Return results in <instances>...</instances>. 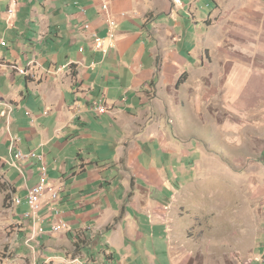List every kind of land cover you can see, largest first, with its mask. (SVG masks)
<instances>
[{
    "label": "crops",
    "instance_id": "obj_1",
    "mask_svg": "<svg viewBox=\"0 0 264 264\" xmlns=\"http://www.w3.org/2000/svg\"><path fill=\"white\" fill-rule=\"evenodd\" d=\"M107 1L116 37L103 52L92 45L95 32L106 36L101 0H18L12 15L0 0V167L14 197L40 181L42 165L47 185L61 186L67 228L41 236L53 253L40 264H180L173 226L188 151L183 138L171 141L165 115L186 109L185 93L198 116L210 98L218 104L220 89L204 84L226 65L227 100L238 96L243 116L231 121L228 101V125L250 120L255 97L242 92L264 86L263 65L249 61L264 59V0H205L207 14L202 0ZM256 99L260 114L264 94ZM15 148L42 158L16 159ZM243 258L264 263V226Z\"/></svg>",
    "mask_w": 264,
    "mask_h": 264
},
{
    "label": "rangeland",
    "instance_id": "obj_2",
    "mask_svg": "<svg viewBox=\"0 0 264 264\" xmlns=\"http://www.w3.org/2000/svg\"><path fill=\"white\" fill-rule=\"evenodd\" d=\"M201 4L205 14L212 8L204 5L205 0ZM212 38L215 43L216 37ZM249 61L264 67V59L258 56ZM214 63L207 64L209 71L219 67ZM227 68L220 66L219 82L211 83L209 76L204 84L208 93L212 85L220 89L218 104L210 98L198 116L193 98L185 93L186 109L179 103L165 115L171 141L183 138L188 151L182 161L186 173L181 172L187 185L178 203V224L173 226L180 264H243V256L264 226V112L257 113L261 103L256 99L263 96L264 86L242 92L255 97L250 105L254 114L232 128L227 122L228 101L233 103L231 121L243 116L235 101L239 97L227 100ZM170 164L168 169H179L180 162ZM7 183L0 167V264L43 263L53 252L45 249L41 236L29 239L31 224L24 216L28 206L23 201L14 203Z\"/></svg>",
    "mask_w": 264,
    "mask_h": 264
},
{
    "label": "built area",
    "instance_id": "obj_3",
    "mask_svg": "<svg viewBox=\"0 0 264 264\" xmlns=\"http://www.w3.org/2000/svg\"><path fill=\"white\" fill-rule=\"evenodd\" d=\"M18 0H10L7 12L9 15H12L16 9V2ZM101 10L106 13V36L108 42L105 44L104 36H101L98 33H94L92 38V45L94 49H99L103 52H107L108 47L112 46L116 33L115 28L117 21L111 15L109 2L107 0H101ZM85 29L91 27L89 22L83 24ZM82 50V48H80ZM90 107L95 109L98 113L109 111V107L106 105H98V100H92L90 102ZM13 155L16 159L27 160L32 157L42 158L41 154H37L35 151L25 152L19 148L14 149ZM41 179L36 184L31 185L24 197L17 196V204L21 203L24 200V203L28 206V211L24 214L27 219L32 220L35 224L34 236H42L45 233H58L67 228L66 222L59 216L61 209L57 206V201L59 199V193L61 190L60 185L48 186L46 182V168L44 165L40 167ZM48 193V194H47ZM46 208L48 214H40L41 210ZM54 216L55 218H52ZM48 223V224H47ZM73 263V262H72ZM69 263V264H72ZM76 264H86L85 261L75 262ZM62 264V263H58ZM117 264H121L120 262ZM261 264L263 259L261 258Z\"/></svg>",
    "mask_w": 264,
    "mask_h": 264
},
{
    "label": "bare ground",
    "instance_id": "obj_4",
    "mask_svg": "<svg viewBox=\"0 0 264 264\" xmlns=\"http://www.w3.org/2000/svg\"><path fill=\"white\" fill-rule=\"evenodd\" d=\"M1 44H4L3 42ZM98 105H104V104H98ZM14 203H17V197L14 199ZM79 262L77 259H65V258H55V259H50L48 262L46 261L44 264H58L59 262L62 264H69L72 262Z\"/></svg>",
    "mask_w": 264,
    "mask_h": 264
},
{
    "label": "trees",
    "instance_id": "obj_5",
    "mask_svg": "<svg viewBox=\"0 0 264 264\" xmlns=\"http://www.w3.org/2000/svg\"><path fill=\"white\" fill-rule=\"evenodd\" d=\"M108 228H110V227H108Z\"/></svg>",
    "mask_w": 264,
    "mask_h": 264
}]
</instances>
